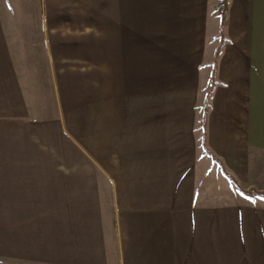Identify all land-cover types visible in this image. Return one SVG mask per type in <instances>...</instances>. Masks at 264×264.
I'll use <instances>...</instances> for the list:
<instances>
[{"label": "crops", "instance_id": "1", "mask_svg": "<svg viewBox=\"0 0 264 264\" xmlns=\"http://www.w3.org/2000/svg\"><path fill=\"white\" fill-rule=\"evenodd\" d=\"M191 1L196 56L184 17L143 51L120 6L97 50L0 0V262L264 264V199L229 178L264 192V0H229L226 25Z\"/></svg>", "mask_w": 264, "mask_h": 264}, {"label": "rangeland", "instance_id": "2", "mask_svg": "<svg viewBox=\"0 0 264 264\" xmlns=\"http://www.w3.org/2000/svg\"><path fill=\"white\" fill-rule=\"evenodd\" d=\"M40 2L41 4L45 2V13L47 14L48 11L50 17L60 15L65 20L73 21L72 25L76 22L77 26L75 25L74 28L78 30L79 40L93 38L94 49L97 50H101L104 31L112 33L120 6L123 7L120 26L122 33L132 34L133 25L138 26L140 21L143 51L150 48L159 51L164 46L165 41L161 38L172 34L174 17L186 19L182 20L185 26L178 32L186 34V50L191 56H196V53L204 51L206 47H213L209 44L210 36H205L202 29L204 22L208 25L209 11L203 14L204 4L200 10L201 3L195 4L191 0H40ZM61 31L67 30L62 27ZM222 43L223 41L215 44L214 48L218 49ZM110 91L112 93V88ZM0 264L5 263L0 262Z\"/></svg>", "mask_w": 264, "mask_h": 264}, {"label": "trees", "instance_id": "3", "mask_svg": "<svg viewBox=\"0 0 264 264\" xmlns=\"http://www.w3.org/2000/svg\"><path fill=\"white\" fill-rule=\"evenodd\" d=\"M228 1L229 0H221L220 4L218 6V12H220V18H221V22L224 25L226 22V13H227V9H228ZM231 182L240 190V192L249 197V198H256V197H264V192H259L255 189H250V190H243L242 188H240L239 184L236 182V180L229 176Z\"/></svg>", "mask_w": 264, "mask_h": 264}, {"label": "snow or ice", "instance_id": "4", "mask_svg": "<svg viewBox=\"0 0 264 264\" xmlns=\"http://www.w3.org/2000/svg\"><path fill=\"white\" fill-rule=\"evenodd\" d=\"M262 199H264V197H262Z\"/></svg>", "mask_w": 264, "mask_h": 264}]
</instances>
